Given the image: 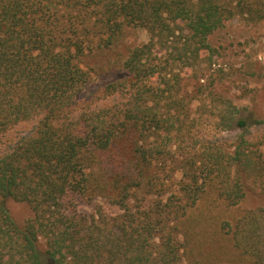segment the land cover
I'll list each match as a JSON object with an SVG mask.
<instances>
[{
	"label": "trees",
	"instance_id": "1",
	"mask_svg": "<svg viewBox=\"0 0 264 264\" xmlns=\"http://www.w3.org/2000/svg\"><path fill=\"white\" fill-rule=\"evenodd\" d=\"M238 15L264 20V0H0V264H264V208L226 215L251 182L264 194V148L244 132L228 149L173 147L191 114L183 74ZM132 27L149 40L123 52ZM116 71L130 76L103 91L123 99L75 110ZM229 109L225 128L249 126ZM6 199L33 217L20 225Z\"/></svg>",
	"mask_w": 264,
	"mask_h": 264
},
{
	"label": "rangeland",
	"instance_id": "2",
	"mask_svg": "<svg viewBox=\"0 0 264 264\" xmlns=\"http://www.w3.org/2000/svg\"><path fill=\"white\" fill-rule=\"evenodd\" d=\"M180 38L182 37L179 35L175 41L168 42L167 48L162 51L163 58L183 47ZM148 40L149 33L145 29L129 28L120 50L125 52L127 46ZM209 41L213 47L212 53H202V59L195 71L186 70L190 75L183 74L180 93L188 95L191 114L184 124V130L173 141V147L179 148L180 152H199L209 146L228 149L237 136L244 132L254 148L259 145L264 148V123H254L256 119H264V20L254 22L238 15L211 34ZM179 68L180 66L177 70ZM128 76L130 74L126 71L97 76L76 95L75 110L80 111L85 105L97 108L109 99H123L122 95L107 99L103 90L109 83ZM230 103L235 111H239L235 120L245 119L249 126L243 128L235 123L229 128L224 127L221 119L230 110ZM230 114L231 112L229 116ZM31 126V123L21 124L16 131L24 132ZM174 132L178 130L175 129ZM180 175L179 173L177 176ZM250 184L241 204L226 212L227 218L235 220L246 210L264 208V194L258 185L253 182ZM5 203L11 216L20 225L34 215L31 206L26 202L6 199ZM80 208L88 213L94 211L93 206L86 202H81ZM104 210L108 212V217L117 213L115 208L109 206L104 207ZM40 242L41 249L45 250L47 245L43 237Z\"/></svg>",
	"mask_w": 264,
	"mask_h": 264
}]
</instances>
